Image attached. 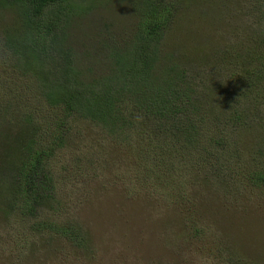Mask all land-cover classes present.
<instances>
[{
    "label": "trees",
    "instance_id": "trees-1",
    "mask_svg": "<svg viewBox=\"0 0 264 264\" xmlns=\"http://www.w3.org/2000/svg\"><path fill=\"white\" fill-rule=\"evenodd\" d=\"M184 1L136 0L131 35L90 42L83 55L96 56L86 63L65 43L68 13L81 2L0 0L18 6L19 26L0 33V112L10 116L0 117V214L8 229L12 218L30 223L13 232L20 249L38 232L89 245L76 214L78 222H58L35 211L72 214L56 192V172L78 183L72 173L96 167L97 143L127 158L144 193L164 202L197 201L198 184L218 194L229 183L264 185V0L258 15L240 0H192L206 18L226 23L207 31L189 23ZM88 138L91 148L80 151ZM57 158L67 159L60 171Z\"/></svg>",
    "mask_w": 264,
    "mask_h": 264
},
{
    "label": "rangeland",
    "instance_id": "rangeland-1",
    "mask_svg": "<svg viewBox=\"0 0 264 264\" xmlns=\"http://www.w3.org/2000/svg\"><path fill=\"white\" fill-rule=\"evenodd\" d=\"M240 1L246 10L252 9L256 15L261 13L262 9L257 7L260 0ZM75 2L81 5L76 13H68L70 25L65 43L70 44L77 62L89 63L88 58L96 56L83 55L89 50L90 42L97 40L100 44L107 39L122 43L131 35L138 19L134 10L136 0ZM196 2L189 0V5L184 1L186 17L192 21L187 22L200 23L204 31L212 26L226 30L225 22L206 18L201 6L194 5ZM16 7L9 3L0 6L1 34L7 29L15 31L19 26ZM182 27L187 29L188 25ZM166 51L168 48H160L161 55ZM212 100L215 105L219 101L216 96ZM2 115L0 112V117L10 119ZM92 142L91 138L82 139L80 151L91 148ZM103 147L97 143L91 149L92 161L96 163L91 172L83 176L72 173L76 179L79 177L78 183L73 175V180H68L65 173L60 177L56 172L59 186L56 192L62 204L66 202L69 210L72 208L70 216L53 214L45 206L35 211L39 218L47 216L58 222L67 219L78 222L76 214L82 232H88L89 245L82 248L70 242L66 245L61 238L59 242L54 236L46 239L44 232H38L37 241L31 244L21 241L24 247L20 249L14 243L19 241L18 232H13L28 229L30 223L23 226L12 218L8 229L2 225L0 214V264H264V185L248 189L229 183L232 187L218 194L198 184L197 201L187 205H178L175 200L164 202L144 193L140 180L136 179L138 170L127 158H120ZM64 160L67 159L55 161L57 171ZM108 183L111 192L107 193L103 186ZM82 185L98 192L88 194ZM81 201L84 203L76 205ZM190 214L194 216L189 219ZM223 231L222 238L219 232Z\"/></svg>",
    "mask_w": 264,
    "mask_h": 264
}]
</instances>
